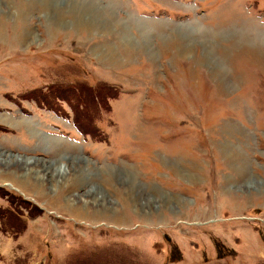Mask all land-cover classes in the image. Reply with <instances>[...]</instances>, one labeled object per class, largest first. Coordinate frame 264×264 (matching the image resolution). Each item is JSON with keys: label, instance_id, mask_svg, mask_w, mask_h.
<instances>
[{"label": "rangeland", "instance_id": "374dc122", "mask_svg": "<svg viewBox=\"0 0 264 264\" xmlns=\"http://www.w3.org/2000/svg\"><path fill=\"white\" fill-rule=\"evenodd\" d=\"M90 2L0 0V264H264V0Z\"/></svg>", "mask_w": 264, "mask_h": 264}, {"label": "trees", "instance_id": "16d2710c", "mask_svg": "<svg viewBox=\"0 0 264 264\" xmlns=\"http://www.w3.org/2000/svg\"><path fill=\"white\" fill-rule=\"evenodd\" d=\"M81 96H82V94L79 92V98H78L79 100H80ZM98 96H99V97H98ZM108 96L110 97V95H107L106 97H104V96H102V95H93V96H92V99H93V100H94V99H99V98H100V99H103V98H106V99H107ZM42 101L45 102V100H42ZM80 101H81V100H80ZM83 101H84V99H83Z\"/></svg>", "mask_w": 264, "mask_h": 264}, {"label": "bare ground", "instance_id": "6f19581e", "mask_svg": "<svg viewBox=\"0 0 264 264\" xmlns=\"http://www.w3.org/2000/svg\"><path fill=\"white\" fill-rule=\"evenodd\" d=\"M90 1H91V0H87L88 3H91ZM106 10H107V9H106ZM106 12H107V11H106ZM108 14H109V13H108ZM106 21H107V20H106ZM103 23H104V22H103ZM106 23H107V22H106ZM107 25H108V24H107ZM64 169H65V168H64Z\"/></svg>", "mask_w": 264, "mask_h": 264}, {"label": "crops", "instance_id": "0c3cea01", "mask_svg": "<svg viewBox=\"0 0 264 264\" xmlns=\"http://www.w3.org/2000/svg\"><path fill=\"white\" fill-rule=\"evenodd\" d=\"M1 256V255H0Z\"/></svg>", "mask_w": 264, "mask_h": 264}]
</instances>
